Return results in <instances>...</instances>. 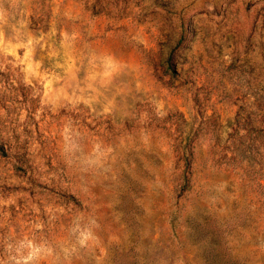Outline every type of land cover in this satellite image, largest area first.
I'll return each instance as SVG.
<instances>
[{"label":"rangeland","instance_id":"obj_1","mask_svg":"<svg viewBox=\"0 0 264 264\" xmlns=\"http://www.w3.org/2000/svg\"><path fill=\"white\" fill-rule=\"evenodd\" d=\"M0 264H264V0H0Z\"/></svg>","mask_w":264,"mask_h":264}]
</instances>
